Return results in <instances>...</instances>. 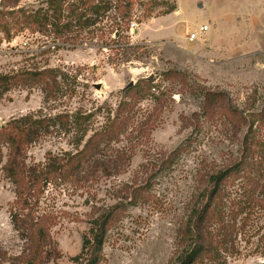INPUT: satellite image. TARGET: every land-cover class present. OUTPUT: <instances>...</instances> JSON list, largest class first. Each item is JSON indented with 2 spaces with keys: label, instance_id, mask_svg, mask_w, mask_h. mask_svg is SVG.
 Listing matches in <instances>:
<instances>
[{
  "label": "rangeland",
  "instance_id": "1",
  "mask_svg": "<svg viewBox=\"0 0 264 264\" xmlns=\"http://www.w3.org/2000/svg\"><path fill=\"white\" fill-rule=\"evenodd\" d=\"M216 1L135 0L119 39L112 29H100L98 24L57 37L13 31L9 42L0 33L1 75L52 69L57 81L48 98L39 86L1 94L0 131L11 120L28 115L68 117L66 129L50 128L45 138L27 149V164H44L48 153L54 158L76 154L113 119L121 103L130 101L133 108L134 124L112 152L104 150L96 160L84 163L78 180L57 181L35 196L38 200L31 209L50 222L49 240L40 255L48 264H72L92 214L117 202L127 206L126 212L109 227L99 264H169L174 257L199 177L235 157L242 137L219 113L220 106L209 105L217 111L203 114V96L222 94L220 105L248 115L264 110V0L255 29L239 45L233 31L248 21L239 18L246 2L222 0L223 8L234 12L226 30L218 25L222 30L217 38H228L224 44L209 37L213 26L217 28ZM37 6V0L20 3L21 8ZM201 26L208 32L187 42ZM253 33L256 40L250 41ZM124 42L131 48L129 59L111 61L107 45ZM170 71L180 76L167 80L164 73ZM148 77L154 90L134 103L131 96L136 91L126 93L127 86ZM6 156L0 141V264H25L35 260L36 251L11 223L15 195L2 170ZM106 160L115 166L103 175L100 161ZM260 166L259 181L264 183V159ZM134 193L139 199L129 206ZM248 219L241 227L238 220L232 247L222 251L218 261L204 264H264V211L254 209Z\"/></svg>",
  "mask_w": 264,
  "mask_h": 264
},
{
  "label": "trees",
  "instance_id": "2",
  "mask_svg": "<svg viewBox=\"0 0 264 264\" xmlns=\"http://www.w3.org/2000/svg\"><path fill=\"white\" fill-rule=\"evenodd\" d=\"M21 1L0 0V33L6 42L12 39L13 31L26 29L30 33H48L57 37L68 34L70 29H90L96 24L100 29H112V33L119 39L131 17L135 0H37L38 6L35 8H21ZM171 11L169 9L166 14ZM128 44L124 42L117 47L107 45L111 61L118 57L126 62L131 49ZM164 76L168 80L170 76L178 78L180 73L170 71L164 73ZM56 85L52 69L0 74V95L11 88L39 86L48 98ZM151 89L154 90L150 82L140 80L125 92L135 90L136 96L131 97L137 103V99L148 94ZM222 96L205 94L202 111L206 116L212 115L217 111L216 107L220 106L219 113L242 136L239 149L235 157L219 167L210 168L199 177L180 230L177 252L169 264L218 261L220 253L233 245L231 238H236L238 220L241 227L249 220L254 209L264 211V183L259 181L263 173L260 164L264 159V110L256 114H244L226 103L220 105L218 100ZM213 104L217 106H209ZM132 113L130 101L121 103L113 119L89 137L79 152L74 155L64 154L61 158H54L48 153L42 165L27 164V149L45 138L50 128L58 126L66 129L68 117L36 119L28 115L11 120L0 131V141L7 149L2 170L14 186L11 223L16 230L26 234L36 251L35 260L34 257L30 258L25 264H48L40 255L49 240L50 222L47 216H36L31 209L38 200L35 201V196L42 194L40 192L45 187L57 181L68 183L78 180L84 163L96 160L97 155L104 150L112 152V146L134 124ZM114 166V161H100V172L107 175ZM137 198L139 194L134 193L128 205L135 206ZM126 207L123 202H117L92 214L88 232L82 238L79 254L71 259L72 264H99L108 229L126 212Z\"/></svg>",
  "mask_w": 264,
  "mask_h": 264
},
{
  "label": "crops",
  "instance_id": "3",
  "mask_svg": "<svg viewBox=\"0 0 264 264\" xmlns=\"http://www.w3.org/2000/svg\"><path fill=\"white\" fill-rule=\"evenodd\" d=\"M244 1L246 3H243L241 5L242 6L241 9H239V12H240L239 18H242V19L246 18V19H248V21L247 22L242 21L243 26H244L243 29L236 28L235 31H233V33H234L233 35L238 36L236 39H234V41L238 45L241 44L240 41H243L245 39V37H247L248 31L250 32L251 29H255L256 24H257V18L259 17L260 4L262 3V0H243V2ZM223 7L224 6L222 4V0L216 1L215 9L213 10L214 11L213 12V18H214L213 25L215 24V26L217 28H215L213 26L215 36L213 37L214 34H212V36H209V37L211 40H214L215 42H219V43L222 42V43L226 44L228 42V38H226L225 36L223 37V35L220 36L219 39L217 38L218 37L217 33L219 32V30L220 31L222 30L221 27H219L218 25L220 24L222 26V28L226 30V28H224V27L228 26V24H229L228 20L229 19L232 21V18L234 17V12L232 10L228 12L225 10L226 7L225 8H223ZM250 26L252 28H250ZM255 34L256 33H253V36H252L253 38L250 41L256 40V37H254ZM204 35H202V36H204ZM239 37H241V40L238 39ZM242 38H243V40H242ZM186 40H187V38H186ZM187 42H190V41L187 40ZM245 44L248 45L247 42H245Z\"/></svg>",
  "mask_w": 264,
  "mask_h": 264
},
{
  "label": "built area",
  "instance_id": "4",
  "mask_svg": "<svg viewBox=\"0 0 264 264\" xmlns=\"http://www.w3.org/2000/svg\"><path fill=\"white\" fill-rule=\"evenodd\" d=\"M207 31H208V27L207 26H201L199 32L189 34L187 36V40L190 41V42L195 41V40H197V38L199 36H202V35L206 34Z\"/></svg>",
  "mask_w": 264,
  "mask_h": 264
},
{
  "label": "water",
  "instance_id": "5",
  "mask_svg": "<svg viewBox=\"0 0 264 264\" xmlns=\"http://www.w3.org/2000/svg\"><path fill=\"white\" fill-rule=\"evenodd\" d=\"M142 80H144V81H146V82H149V81L151 80V78L148 77V78H145V79H142ZM132 85H133V83H130V84L127 86V88L130 87V86H132Z\"/></svg>",
  "mask_w": 264,
  "mask_h": 264
}]
</instances>
